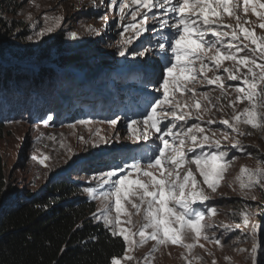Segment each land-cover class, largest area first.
<instances>
[{
    "label": "rangeland",
    "instance_id": "obj_1",
    "mask_svg": "<svg viewBox=\"0 0 264 264\" xmlns=\"http://www.w3.org/2000/svg\"><path fill=\"white\" fill-rule=\"evenodd\" d=\"M8 1L10 0H0V17L6 22L14 21L22 27L16 35L26 33L24 39L26 42L22 43V47L27 51L30 53L38 51L49 41L63 38L61 52L64 55L77 52L80 57L77 64L45 63L54 70L50 78L45 76L50 84L48 87L50 91H55L54 83L61 86L60 82L65 77L67 81L69 78V82L71 76L78 77V81L74 80L72 84L70 82L72 89L69 82H65L69 85L61 93L64 96L66 91L71 90V97L68 99L72 101L73 111H67L70 106L65 97H59L58 102L52 104L44 113L41 112L43 109L41 107L25 111L20 116L9 115L6 114L9 111H3L1 120L4 122V131L0 133V154L8 184L16 192V196L20 197L38 193L58 180L76 181L81 185L82 195L97 205L95 220L105 225L101 213L107 208L114 222L117 215L115 198L105 199L99 195L107 190V186L103 184V174L112 170L119 171L121 167L126 168L133 158L143 163L153 155L160 144L156 140L158 134L150 136L147 141L135 140L130 137L127 130V124L132 119L143 120V114L150 111L149 105L154 97L163 96V89L156 91L157 81L150 76L147 67L150 61L159 59L155 55L159 49L154 47L159 36V22L153 20L152 14L148 13L150 18L147 27L149 29L155 27L157 31H145L139 37L132 31L122 35L128 24L138 23L141 18L138 16L136 21H132L130 16H126L121 20L119 12L121 0H116V4H113L112 0H14L16 4L10 9L12 12L7 13L4 7ZM237 2L241 3V7L237 9L241 20L246 19L249 22L245 26L254 28L258 37L264 36V29L258 26L260 21L252 14L251 7L249 6L245 14L241 0ZM105 16L106 20L103 19ZM222 18L224 24L235 26V19L227 13H223ZM48 28L52 30L47 31ZM41 32L43 35L39 34ZM237 32L239 33L238 29ZM129 37L131 43H123ZM240 39L243 41L242 35ZM15 40L17 43L18 40ZM243 43L250 44L249 41ZM141 46L149 50L146 55L143 57L134 55ZM240 46L243 47V44ZM121 50H126L125 56L119 54ZM239 55L243 56L244 53ZM223 67L232 68L233 62L225 61L219 71V74L226 77L227 74L222 71ZM9 69H14L13 71L17 73L26 71L34 77L41 74L36 72L33 66L8 67L6 70ZM161 71V68H156L157 77ZM242 71L246 72V69ZM142 74L145 75L140 79ZM207 75L213 77V72L209 71ZM224 82L229 85L239 84V81L226 79ZM32 87L36 88L31 81L13 83L11 91L24 94L26 88ZM3 90L4 88L0 89V93L5 91ZM196 91L209 93L211 103L201 96L196 97L202 106L207 104L211 107V104H215V107L211 109L210 114H204L202 120H196L194 117L197 110L194 103L189 100L191 93L182 96L177 92V99L181 104L188 102L193 113V117L189 118L187 123L177 121V125L186 128L199 123L207 130L205 134L212 136L215 132V139L220 140L223 150L235 159L225 172L215 193L203 184V178L196 171L195 165L186 164L180 171L183 175L190 166L200 186L209 195V200L194 207L198 206L205 212L208 207L215 208L216 214L206 215L204 223L209 225L207 234L210 238L212 240L219 238L222 245L218 246L212 240H201L199 243L203 244L204 248L197 246L189 254L187 249L172 244L159 246L153 251L155 242L148 241L126 252L125 255H130L131 260H125V255L118 258L120 264H188L189 260L192 264L214 262L264 264V187L256 185L251 190H242L240 187L241 180L246 179L241 176V169L246 167L250 171H255L261 166V158H264V132L242 125L241 130L248 134L238 136L231 129L219 124L220 119H230L232 116L233 109L228 105L229 101L235 100L236 93L231 89L230 95L226 98L220 97L219 90L214 85L197 84ZM15 96L18 95L15 94L13 97ZM0 106H3L1 102ZM246 106L247 101L238 103L237 111ZM183 111L187 112L188 109L184 108ZM209 118L217 123L208 125L206 121ZM82 120H89L92 123L81 124ZM112 120L117 121L115 126L110 123ZM224 133L228 134V139H224ZM101 137L107 143L103 142ZM233 137L240 140L243 151L231 147L234 143ZM187 146L189 144L186 143L185 147ZM199 151L197 149V152ZM205 151L209 149L206 148ZM34 156L37 159L34 160ZM44 156L48 159L41 164L40 160ZM155 174L158 176V172ZM89 189L97 195L95 197L90 195ZM122 203L125 210L131 214L132 223H125L129 218L121 214L120 226L138 232L142 224L143 208L140 214L136 215L135 209L129 203L124 201ZM244 214H250L247 225L244 224ZM237 223L241 224V228H235ZM223 225H228V229ZM136 240L138 242L139 237H136ZM186 242L194 241L189 238ZM254 244L255 254L252 253Z\"/></svg>",
    "mask_w": 264,
    "mask_h": 264
},
{
    "label": "snow or ice",
    "instance_id": "obj_2",
    "mask_svg": "<svg viewBox=\"0 0 264 264\" xmlns=\"http://www.w3.org/2000/svg\"><path fill=\"white\" fill-rule=\"evenodd\" d=\"M241 2L244 13L247 14L250 6L252 14L260 21L258 26L264 29V0ZM112 3L116 4V0H112ZM239 7L241 3L237 0H121L119 4L121 20L126 16H130L132 21H136L138 16L141 18L138 23L128 24L122 35L132 31L139 37L145 31H157L155 27H147L150 18L148 13L152 14L153 20L159 22V36L154 45L159 49L155 53L159 59L150 61L147 67L150 76L157 81L156 91L163 89L162 98H153L149 105L150 111L143 114L142 121L132 119L127 124L130 137L135 140L147 141L150 136L158 134L156 140L160 144L153 155L143 163L133 158L126 168L121 167L119 171L112 170L103 174V184L107 186V190L99 195L105 199L115 198L117 215L114 222L108 214L109 209L106 208L101 215L113 235L123 237L127 245L126 252L153 241V251L159 246L172 244L187 249L191 254L197 246L204 248V245L199 243L201 240H212L207 234L209 225L204 221L206 215H215L216 210L208 207L205 212L198 206L194 207L210 197L200 186L190 166L183 175L180 170L186 164L195 165L196 171L203 178V184L215 193L235 157H230L229 153L223 150L220 140L215 139V132L212 136L205 134L207 130L199 123L186 128L177 125V121L187 123V120L193 117L191 105L188 102L181 104L176 97L177 92L182 96L191 93L189 100L197 110L194 118L202 120L204 114L211 113L215 104H211V107L207 104L202 106L200 100L196 99L197 96L203 97L209 103L211 100L208 92L196 91L197 84L214 85L219 90L220 97L225 98L230 95L231 89L236 93L235 100L229 101L228 105L233 109L232 116L230 119H220L219 124L231 129L238 136L248 134L241 130L242 125L264 132V62H258L264 61V36L258 37L254 28L245 26L249 22L246 19L241 20L237 11ZM223 13L235 19V26L223 23ZM103 19L106 20L107 17ZM39 34L43 35V32ZM241 35L243 41H249L250 44L243 43ZM228 37L230 39H226ZM123 43H131V38H126ZM125 51L121 50L119 54L125 56ZM147 51L149 50L141 46L134 55L143 57ZM225 61L233 62L232 68L222 69L223 73L227 74L226 77L219 74ZM156 68L162 69L159 77L156 76ZM242 69H246V72ZM209 71L213 72V77L207 75ZM225 79L239 81V84H226ZM244 101L248 102V106L237 111L236 105ZM184 108L188 111L184 112ZM80 123L91 124L92 121L82 120ZM110 123L115 126L117 121L112 120ZM206 123L211 125L217 121L209 118ZM228 138V134L224 133V139ZM101 140L107 143L103 137ZM233 140L231 147L243 151L240 140L235 137ZM155 142L154 140L153 143ZM186 143L189 146L185 147ZM206 148L209 151H205ZM197 149L200 151L197 152ZM33 159L37 157L34 156ZM47 159L48 157L44 156L40 163L43 164ZM157 172L158 176L155 174ZM241 176L246 178L241 180L242 190H251L256 185L264 187V158H261V166L255 171L242 168ZM89 193L93 197L97 195L92 189H89ZM122 201L129 203L135 209L136 215H139L143 208L142 224L138 232L120 226L121 214L129 218L125 223H132L131 214L125 210ZM249 215L244 214L245 225L249 221ZM223 227L228 229L229 226ZM235 228H241V224H235ZM136 237H139L138 242ZM189 238L194 242H186ZM212 242L218 246L222 245L219 238ZM255 252L254 244L252 253ZM124 259L131 260L132 257L125 255ZM111 264H120V260L113 258ZM188 264H192V261L189 260Z\"/></svg>",
    "mask_w": 264,
    "mask_h": 264
},
{
    "label": "trees",
    "instance_id": "obj_3",
    "mask_svg": "<svg viewBox=\"0 0 264 264\" xmlns=\"http://www.w3.org/2000/svg\"><path fill=\"white\" fill-rule=\"evenodd\" d=\"M14 4V0L7 2L4 7L7 13L12 12ZM21 29L16 22H6L0 17V89L5 90L0 93L3 104L0 106V133L4 131L1 120L4 110L9 111L6 114L20 116L41 107L44 113L59 97H65L70 106L67 111H73L72 101L68 99L71 90L64 96L61 93L70 82L78 81V77L71 76L69 82L64 76L61 86L54 83L55 91L51 93L45 76L50 78L54 70L45 63L77 64L80 58L77 52L64 55L62 38L51 40L44 48L30 53L22 47L26 33L16 35ZM15 66H33L41 74L34 77L26 71L6 70ZM28 81L36 88H26L24 94L11 91L13 83ZM15 94L18 96L13 97ZM15 193L8 184L0 154V264H111L113 258L126 254L123 237L113 235L110 228L95 220L97 205L82 195L81 185L76 181L58 180L38 193L20 197Z\"/></svg>",
    "mask_w": 264,
    "mask_h": 264
},
{
    "label": "water",
    "instance_id": "obj_4",
    "mask_svg": "<svg viewBox=\"0 0 264 264\" xmlns=\"http://www.w3.org/2000/svg\"><path fill=\"white\" fill-rule=\"evenodd\" d=\"M10 61H11V62L13 61L12 63H15V62H21V61H22V62H25V60H21V61H20V60H18V61L10 60ZM22 62H21V63H22ZM21 63H18V64H21Z\"/></svg>",
    "mask_w": 264,
    "mask_h": 264
}]
</instances>
